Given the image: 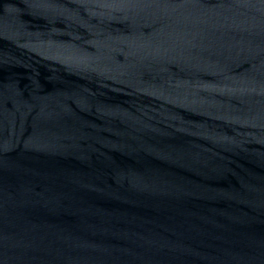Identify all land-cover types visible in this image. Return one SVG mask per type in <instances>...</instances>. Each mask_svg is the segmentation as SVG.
Here are the masks:
<instances>
[{"label": "water", "instance_id": "1", "mask_svg": "<svg viewBox=\"0 0 264 264\" xmlns=\"http://www.w3.org/2000/svg\"><path fill=\"white\" fill-rule=\"evenodd\" d=\"M0 264H264V0H0Z\"/></svg>", "mask_w": 264, "mask_h": 264}]
</instances>
